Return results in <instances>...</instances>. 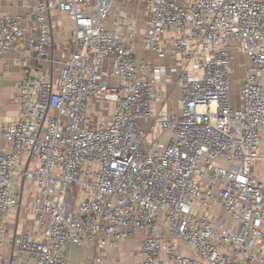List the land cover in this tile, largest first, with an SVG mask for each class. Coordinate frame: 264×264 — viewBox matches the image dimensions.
<instances>
[{"label":"built area","instance_id":"1","mask_svg":"<svg viewBox=\"0 0 264 264\" xmlns=\"http://www.w3.org/2000/svg\"><path fill=\"white\" fill-rule=\"evenodd\" d=\"M54 11L74 24L58 78L25 69L0 128V264H69L74 246L106 264L138 233L136 264H264V0H36L32 22L0 13V61L17 46L49 59ZM31 184L32 232L17 235Z\"/></svg>","mask_w":264,"mask_h":264},{"label":"crops","instance_id":"2","mask_svg":"<svg viewBox=\"0 0 264 264\" xmlns=\"http://www.w3.org/2000/svg\"><path fill=\"white\" fill-rule=\"evenodd\" d=\"M36 0H0V13L9 15H22L28 16L30 21H34V6ZM64 19L66 21H64ZM64 21V23H62ZM51 22L54 25V41L56 48L50 51V57L47 60L38 61L36 52L31 48L28 56L23 57L21 55V48L17 46L14 50L4 55L0 61V128L6 127L17 121L19 116V103L17 101L18 89L21 78L25 69H31L33 71H41L51 78L57 80L59 65L53 64V61L65 59L68 55L63 50L58 49L57 44L69 43L74 36V24L69 18L59 11H54L51 15ZM140 43H138L139 45ZM140 47V46H139ZM142 48V47H140ZM148 57L152 60H156V57L149 54ZM167 64V61L159 62ZM244 57L237 55L235 57L234 65L245 75L243 68ZM237 70V69H236ZM243 77L233 87V104L235 107L240 106L239 91L242 86ZM241 77V76H240ZM238 79V78H236ZM176 75H171L164 82L163 89L168 94V102L162 106L164 110H176V102L180 97V92L175 84ZM235 81V79H234ZM234 85V84H233ZM264 85V78H263ZM238 87V91L234 92V88ZM263 144H264V130L262 131ZM5 146L3 145L2 148ZM260 179L264 182V145L261 151V158L259 167L257 170ZM32 184L26 188L23 203L24 206L28 205L30 209L31 219H27L24 215L23 207L20 210L13 211L8 217V224L10 232L21 235L24 233L32 232V220H33V206H32V193L34 186ZM143 241L142 233H138L133 239L124 242L119 248L114 250H108L105 253L106 264H136L140 262V257L128 258L130 252H137L140 249V245ZM5 254L4 251H2ZM185 253H188L185 251ZM85 260L84 252L79 247L70 248V260L69 264H80ZM165 264H171L164 258Z\"/></svg>","mask_w":264,"mask_h":264},{"label":"rangeland","instance_id":"3","mask_svg":"<svg viewBox=\"0 0 264 264\" xmlns=\"http://www.w3.org/2000/svg\"><path fill=\"white\" fill-rule=\"evenodd\" d=\"M64 21H66V20L64 19ZM64 21L62 23H64ZM143 32H144V29H143ZM142 36H143V33H142ZM63 44H64L65 47L67 46V43H63ZM139 46L143 47V43H140ZM233 70H234V72H233V84L234 85L232 86V92H233V87L240 81L239 78L241 79L243 77V75H244L242 72L239 71V69L236 67V65L233 66ZM236 78H238V79H236ZM234 79H235V81H234ZM237 91H238V87H235L234 88V92H237ZM232 98H233V95H232ZM78 190H79V188L76 185H73L71 187V189H70V194L75 198V200L78 197ZM22 207H23V210H24L25 217L27 219H31L29 206L28 205L24 206V203H23ZM22 207H21V209H22ZM12 227L13 226H11V228H9V229H12Z\"/></svg>","mask_w":264,"mask_h":264}]
</instances>
